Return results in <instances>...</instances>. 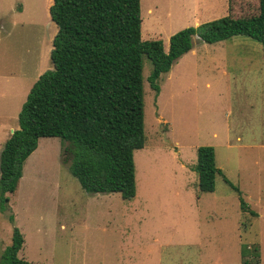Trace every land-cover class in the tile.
Wrapping results in <instances>:
<instances>
[{
	"label": "rangeland",
	"instance_id": "1",
	"mask_svg": "<svg viewBox=\"0 0 264 264\" xmlns=\"http://www.w3.org/2000/svg\"><path fill=\"white\" fill-rule=\"evenodd\" d=\"M258 0H140L141 37H169L226 14L258 13ZM48 0H0V151L38 77L52 68L57 32ZM143 56L144 137L134 150L136 193H87L42 137L0 210V259L13 229L33 264H241L257 245L264 264V48L235 35L192 49L157 79ZM212 146L214 191L198 190L197 149ZM237 187L232 188L224 181ZM241 199L245 209L240 207Z\"/></svg>",
	"mask_w": 264,
	"mask_h": 264
},
{
	"label": "trees",
	"instance_id": "2",
	"mask_svg": "<svg viewBox=\"0 0 264 264\" xmlns=\"http://www.w3.org/2000/svg\"><path fill=\"white\" fill-rule=\"evenodd\" d=\"M258 2L257 14H226L178 30L165 50L160 39H142L140 0H50L49 16L57 26L52 68L32 85L18 112V128L0 151V210H5L25 160L42 137L63 141V161L85 192L133 198V153L145 142L143 56L151 61L148 81L158 92L157 79L192 49L194 37L215 43L243 35L264 48V0ZM197 157L198 190L210 193L216 175L222 174L214 148L198 147ZM240 207L245 209L242 199ZM22 245V234L14 228L0 264H33L17 256ZM241 254V264H260L257 245L242 246Z\"/></svg>",
	"mask_w": 264,
	"mask_h": 264
},
{
	"label": "crops",
	"instance_id": "3",
	"mask_svg": "<svg viewBox=\"0 0 264 264\" xmlns=\"http://www.w3.org/2000/svg\"><path fill=\"white\" fill-rule=\"evenodd\" d=\"M49 2H50V0H48V6H49ZM48 8V7H47Z\"/></svg>",
	"mask_w": 264,
	"mask_h": 264
}]
</instances>
